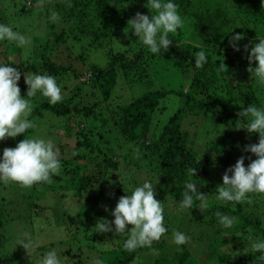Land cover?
Segmentation results:
<instances>
[{"label": "trees", "instance_id": "obj_1", "mask_svg": "<svg viewBox=\"0 0 264 264\" xmlns=\"http://www.w3.org/2000/svg\"><path fill=\"white\" fill-rule=\"evenodd\" d=\"M36 2L38 0H27L29 5ZM170 2L178 6L177 11L184 25L176 33L169 34L172 43L168 49L164 51L161 48L156 54L151 53L133 34L134 30L128 23L138 12L150 18L155 14L147 8V0H45L44 7L39 8L47 16V34L43 31L44 38L33 48L35 52L37 48L42 50L39 55L34 53L24 59L22 50L15 42L0 41V66L17 69L20 73L18 87L21 97L28 99L32 105V112L27 119L33 123L32 117L49 111L64 117L62 123L67 131L66 136H74L73 150L67 156L62 154L58 157L60 174L51 177L55 184L47 186L52 192H64L62 197H65V192L70 193L71 202L78 210L77 216L95 210L92 217L72 223L74 231L68 236L69 240L77 241L78 244L88 243L87 248L83 249L87 253L82 252V247L67 249L68 253L74 250L72 256L66 254L72 258V264H94L100 257L106 258L108 264H141L144 252L148 251L158 252L153 264H197L194 259L196 254L190 251L191 245H179L174 250L170 246L169 241H174V232L183 233L191 239H205L203 237L207 234L212 237L217 247L208 245L212 250L206 264H264L258 260L261 253L252 250L254 242L264 241V201L261 198H255L250 209L245 208L247 199L240 203L212 199L203 214L198 210L200 201L194 198L193 208L181 209L183 213H192V228L186 230L173 229V225L167 224L165 209L170 202L174 203L172 201L178 202L176 207L181 208L185 185L190 181L196 183L198 192L205 194L207 200L211 195L212 181L205 166L209 163L218 165L230 162L233 159L230 147L233 142L245 146L258 143V134L248 133L245 129L237 130L235 126L241 120L237 114L249 105L264 109V85L258 84V78L247 71L250 66L256 67V62L249 65L247 58L251 48L259 42L258 38H264V0ZM28 10L20 6L18 0H0V24L14 31V22ZM52 11L59 14L60 19L56 22L50 19ZM234 34L243 36L238 42L239 51L229 45ZM67 42L70 45L80 43L81 49L85 42L87 50L105 51L107 63L100 67L90 61L84 71L72 68L70 64L62 65L55 47ZM245 45L248 46L247 51ZM201 50L205 51L206 63L198 69L195 67V56ZM13 54L20 56L18 61L9 58ZM78 56L83 61L87 58L83 50ZM34 57L38 58V63L34 62ZM160 60L179 72L185 82L184 88L154 87L150 68ZM223 64L226 67H222ZM65 72L71 73L74 81L71 79V84L61 89L62 100L57 104L50 105L48 98L42 94L37 98L26 96L28 85L25 78ZM86 74L87 82L80 81ZM126 81L140 84L146 90L128 102L111 105L109 101L114 94V87L123 84L128 86ZM82 85L91 88L94 101L85 99ZM168 94L177 96L179 105L159 128L155 122L157 111L164 107L161 101ZM199 118L207 121L213 132L209 134L210 130L202 131L197 125L200 135L193 131L194 135L190 137L184 124L194 125ZM70 119L75 123L68 124ZM247 122V118L241 120L242 124ZM33 131L34 127L26 130L15 137V141L19 143L23 138L30 137ZM196 135L198 139L210 135L211 139L199 147L196 145ZM212 151L220 153L222 157L212 159ZM241 156L246 157L244 164L247 166L256 159L250 152H241ZM118 157L122 158L121 162ZM194 167L197 172L194 177H190L188 169ZM128 170L132 171L128 173ZM115 174L122 178L120 181L127 183L128 189L132 188L131 192L145 180L156 190V199L163 206V224L167 231L150 248L129 252L116 241H106L113 235L112 231L93 233L94 227L103 220H114V217L106 218L101 209V198L109 183L112 187L115 183L120 184L115 182L118 179L112 178ZM200 177L206 178L205 184L199 182ZM201 185H205V188ZM113 189L115 193L120 192L118 187ZM32 196L28 207L34 216H39L43 211L37 198ZM217 211L236 219L231 227L225 228L227 233L221 237L215 233L217 226L223 228L218 224ZM1 214L3 211L0 212V218L3 216ZM184 223L185 217L182 216L181 224ZM204 224L215 231L209 235L207 229L206 233L201 228ZM197 225L202 235L196 231ZM112 228H115L114 224ZM124 238L122 242L125 243ZM106 244L112 247L100 248ZM167 248L171 249L169 254L165 251Z\"/></svg>", "mask_w": 264, "mask_h": 264}, {"label": "clouds", "instance_id": "obj_2", "mask_svg": "<svg viewBox=\"0 0 264 264\" xmlns=\"http://www.w3.org/2000/svg\"><path fill=\"white\" fill-rule=\"evenodd\" d=\"M44 5L45 0H38V6L44 7ZM146 5L149 11L155 14L150 18L148 15L138 12L128 23L134 30L133 34L139 38L143 45L148 47L151 53H159L161 48L166 51L172 43L168 38L169 34L176 33L177 29L184 25V21L177 11L178 6L170 0L168 2L147 0ZM68 6L71 7L70 4ZM50 19L53 22L58 21L59 14L52 11ZM242 39V34H234L229 40V45L239 51L238 42ZM5 40L16 42L20 47L30 43L23 34L13 31L7 25L0 24V41ZM258 41L251 48L247 57L249 65L255 61L256 67L250 66L247 71L258 78V84L264 85V38H258ZM247 48L248 46L245 45V51ZM204 63H206V54L204 50H201L196 53L195 67L202 68ZM221 66L226 67L224 64ZM85 76L88 78L87 74ZM19 79L20 73L16 68L0 66V141L15 138L35 126L27 119L32 112V105L28 99L21 97L18 87ZM25 83L28 85L27 97H34L39 91L48 98L50 105H55L62 100L61 88L53 76L32 75L25 78ZM237 115L241 120L244 118L248 120L246 124H242L241 120H238L235 126L237 130L245 129L248 133H256L259 136L258 143L246 145L244 148L245 152L254 154L256 159L251 160L248 157L251 162L245 167L246 157L241 156L234 166L226 169L222 176L223 184L217 187V199L223 202H243L249 198V193L264 195V109L249 105ZM60 168L58 150H54L51 141L23 138L14 148L3 149V155L0 157V181L6 185L14 183L21 188H31L38 183L51 184V177L59 175ZM196 172L195 167L188 169L190 177H194ZM185 187L181 209L193 208L195 198L200 201L199 210L201 212L206 210L208 204L205 194L198 192L196 183L190 181L186 183ZM105 210L107 211V208ZM111 215L114 216V220H103L96 226L97 232H111L114 224L115 233L120 235L126 232L128 225H131L127 231L128 238L124 243V248L129 252L143 247L150 248L153 242L159 241L167 231L163 224L162 203L156 199V190L153 189L150 182L136 187L131 195L121 196ZM215 215L224 228H229L235 223L234 217L222 215L219 211ZM173 236L176 245L188 242V237L183 233L174 232ZM19 245H22L25 250L33 247L30 240L27 243L21 240ZM252 250L260 252L258 260L264 262V241L254 242ZM42 264H60L57 253L55 251L47 252ZM94 264H103V262L96 260Z\"/></svg>", "mask_w": 264, "mask_h": 264}, {"label": "rangeland", "instance_id": "obj_3", "mask_svg": "<svg viewBox=\"0 0 264 264\" xmlns=\"http://www.w3.org/2000/svg\"><path fill=\"white\" fill-rule=\"evenodd\" d=\"M18 4L29 9L24 14H22V16H19L18 21L14 22L16 23V29H14V31L23 34L30 41L29 44L23 47L19 46L22 50V57L24 59H28L29 56H33L34 53H37V55H39L42 51L40 48H37V52H35L33 48L34 45H38L40 43V40L44 38L43 35L45 33L47 34L45 30L47 28V16L43 14L42 8H39L37 2L29 5L27 3V0H18ZM34 39H36V41H33ZM66 45H70L69 42L55 47V51L59 53V60L63 62L62 65L64 66L70 64L72 65V68H76L79 71H84L90 61H92V64H96L100 67H104L107 63L108 58L105 51L96 50L94 52L91 49L87 50L88 46L85 42H83L82 49L80 43L76 44L74 42L68 48L66 47ZM81 50L84 51L85 57H87L84 61L81 59V57L78 56ZM50 52H52V50ZM9 58L14 61H18L20 56H18L17 54H13L10 55ZM34 62L38 63V58L34 57ZM150 71L153 74L152 80L154 87H157L158 85L171 89H179L181 86L182 88L185 87V82L183 81V78L179 74V72L177 70H173L170 66L164 65L161 60L157 63H154L152 65V68H150ZM53 77L56 79L57 85L61 89H65L64 86L68 87L71 84V79L72 82L74 81L72 74L66 72L60 73L58 75H53ZM87 79V76H84L80 79V81L87 82ZM126 82L128 86H125V84H123L121 86L124 87H114L112 91V94L113 92L114 94L109 101L111 105L116 106L119 103L128 102L131 98L137 97L139 94L146 90V88L140 84H131L129 83V81ZM81 88L83 90V95L85 96V99L87 101L91 102L95 100V98L92 96V90L88 85H82ZM40 95L41 93L38 91L35 97L37 98V96ZM161 104L164 105V107L161 108L160 111H157L158 113L156 115L155 121L159 124V128L164 125L169 117L176 111L179 105V99L174 94H168L161 101ZM32 121L35 125L34 131L30 137L26 138H39L44 139L45 141H51L54 145V150H58V157L62 154H65V156L69 155V152L73 150L74 136L70 138L66 136L67 131L62 123V121H64V117L53 115L49 111H44L42 115L35 116L34 118L32 117ZM202 121H204L203 125ZM70 123L74 124L75 121L73 119H70L68 124ZM197 125H200L202 131L210 130L209 134L213 132L211 131L212 128H210V124L207 121L202 120V118H199L194 125L184 124V126L190 133V137L194 135L193 131L197 135H200ZM197 135L195 141L196 145H198L199 147L203 146L204 143L209 142V140L211 139L210 135L203 136L202 139H198ZM17 144L18 143L15 141V138H7L6 140L0 141V157H2L3 155L4 148H14ZM244 146L245 145H243V143L239 144V142H233L232 145H230L233 152V159L230 162L218 163V165H210L209 163L205 166L206 170L209 171L211 175L212 181L211 195H209L207 198V203H209V205L212 199L214 201L220 202V200L217 199V187L222 186L223 174L225 173L226 169L235 165L237 160L240 158L241 152H244ZM74 152L71 154V156L74 154ZM213 153L214 154L212 156V159H214V157H216L217 159L219 157H222L218 152ZM132 157L136 158V155H133ZM121 159L119 158L120 162ZM244 166L247 167V165L245 164ZM132 170H128V173ZM229 176H231V173H229ZM112 178L118 179V181L115 182H120L119 185H116L117 183H115L113 186L115 187V189L116 187L120 188V192L115 193L110 183L105 188V192L101 198V209L104 211L106 218L114 217L111 215V213L121 196L131 195L132 193L130 191L132 190V188L129 187L128 189V187L125 185L127 183L120 181L122 178L120 179L119 175H112ZM145 182H147V180L136 187L143 186ZM199 182H203L205 184L206 178L200 177ZM51 184H55L54 181H52ZM48 185V183H38L33 185L31 188H21L17 184L9 183L6 185L2 181H0V212L3 211V214H1V216H3L0 218L1 264H42L45 254L49 251H55L57 253L60 264H72V258L66 256V254L72 256V253L74 252L73 250L72 252L68 253L67 249L69 247L75 250L82 247V252L87 253V251L83 250L84 248H87V242H81L80 244H78L77 241H70L68 236L74 231V224L72 223H75V220L90 218L94 215L95 210L90 213H85L81 217L77 216L78 210L71 202V194L65 192V197H62V193L64 192L58 190L52 192L47 187ZM201 186L205 188V185ZM135 188H133V190ZM30 196L37 198L38 204L43 211L41 215L34 216L32 214V211L28 207V204L30 203ZM248 197L249 198L245 201L246 209L251 208L252 202L255 198H261L264 201V195L249 193ZM172 202L174 203L170 202L167 206L168 208H165L168 217L166 223L169 225H173V229L179 228L181 230H186L187 228H192L191 225L193 223L192 221H190L192 216L191 211L183 213L181 208H179L178 206L176 207V204H178V202ZM105 208H107V211L105 210ZM204 211L200 212L203 214ZM182 216L185 217L184 224H181ZM228 217L233 216L228 215ZM197 226L198 227L196 231L200 235L201 229L199 225ZM130 227L131 225H128L125 230L126 232L120 235L116 234L113 228V235L110 236L106 241H116L117 243H120L124 246V242H122V239L124 237L125 240L128 238L129 233L127 231L130 229ZM220 227H216L215 233L217 234V237H221L223 233H227L223 226V228ZM195 228L196 225H194V229ZM201 228L204 229L206 233L208 231L209 235L210 233H213V230L215 231V229L207 228L205 224L202 225ZM97 231L98 229L95 226L93 233H99ZM228 236H230V234ZM186 237H188V242L186 244L191 245L190 251H192V254H196V257H194L195 262L197 264H206L211 256L209 253L212 250H210L208 245H211V248L217 247L215 242L212 241L213 238L209 237L208 234L206 235V237H203L205 239H191L189 236ZM61 239H64L62 243H60ZM21 240L26 243L30 240L33 244V247L25 250L22 245H19V242ZM169 242L173 250L174 248H178L179 245H176L174 241ZM102 247L111 248L112 245L106 244L101 246L100 248ZM165 251L169 254L171 252V249L167 248L165 249ZM144 253V259H141V264H153L158 252L156 253L155 251H148ZM146 253L149 255H147ZM100 260L103 262V264H108L106 258L100 257ZM212 261L213 260H211V262Z\"/></svg>", "mask_w": 264, "mask_h": 264}]
</instances>
